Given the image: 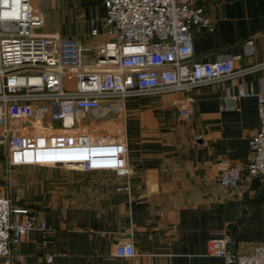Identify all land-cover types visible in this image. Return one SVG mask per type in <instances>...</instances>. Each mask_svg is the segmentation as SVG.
Segmentation results:
<instances>
[{
  "label": "crops",
  "instance_id": "obj_1",
  "mask_svg": "<svg viewBox=\"0 0 264 264\" xmlns=\"http://www.w3.org/2000/svg\"><path fill=\"white\" fill-rule=\"evenodd\" d=\"M195 1L213 28L193 30L194 58L211 60L221 52L236 66L264 60V0ZM102 34L95 46L108 38ZM238 86L251 93L226 97ZM257 92H264V68L223 86L126 98L113 118L121 121L130 172L114 173L111 181L24 175L17 199L16 187L9 192L0 179V192L10 194L13 206H27L46 222L16 245L12 264H224L209 252L212 233L227 230L230 246L243 251L264 242V174L244 169L235 188L217 181L229 164L244 167L249 136L259 126ZM185 104L188 118L179 113ZM81 119L74 129L92 122ZM129 237L136 254L115 255V244Z\"/></svg>",
  "mask_w": 264,
  "mask_h": 264
},
{
  "label": "built area",
  "instance_id": "obj_2",
  "mask_svg": "<svg viewBox=\"0 0 264 264\" xmlns=\"http://www.w3.org/2000/svg\"><path fill=\"white\" fill-rule=\"evenodd\" d=\"M102 32L94 57L82 60L79 38L40 30L43 18L31 0H0V145L10 165H40L78 170H113L128 175L124 134L94 135L74 126L80 113L122 112L124 100L151 93L185 91L234 80L263 69L264 60L236 66L221 52L211 60L194 58L193 30H212L204 7L195 0H103ZM92 36L100 33L94 18ZM251 90L238 86L226 97L236 100ZM258 128L249 136L244 167L229 164L217 181L235 188L243 170L264 174V92H257ZM187 104L179 109L190 116ZM51 119L59 120L53 125ZM23 121V122H22ZM46 121V124H42ZM40 127V128H39ZM16 198L22 197L17 186ZM19 214L14 217L13 214ZM34 228L45 229L43 217L27 206H13L0 192V264H12L14 248ZM210 254L224 264H264V242L243 251L230 246L227 230L212 233ZM114 254H136L131 237L115 244ZM47 261L52 255L46 256Z\"/></svg>",
  "mask_w": 264,
  "mask_h": 264
},
{
  "label": "rangeland",
  "instance_id": "obj_3",
  "mask_svg": "<svg viewBox=\"0 0 264 264\" xmlns=\"http://www.w3.org/2000/svg\"><path fill=\"white\" fill-rule=\"evenodd\" d=\"M32 2L35 6V13L43 18V26L39 28L40 30L58 32L64 36L79 38L82 46L85 47L82 50V60L88 61L94 57V44L103 38L102 26L105 14L103 0H32ZM90 18H94L99 26L100 33L97 36H92L89 33L88 21ZM119 114V111L114 109L107 111L105 114L88 110L80 113V117L82 118V125L92 121L91 124L85 127V130L90 131L94 135L106 132L112 136H120L123 133L121 121L117 119V122L113 118ZM51 120L53 125H56L57 122L59 123L57 119ZM42 124L45 125L46 121H43ZM114 173L112 171L79 172L51 166L7 165L5 149L0 145V179L5 180L3 184L7 186L5 187L6 189L9 188L7 189L9 192L14 187L20 186V178L24 175L59 176L61 177L57 179L59 182L66 181L67 178L70 179L77 175L85 176V179L90 181H111L115 179ZM2 180H0V186H2ZM62 184L66 185V183Z\"/></svg>",
  "mask_w": 264,
  "mask_h": 264
}]
</instances>
